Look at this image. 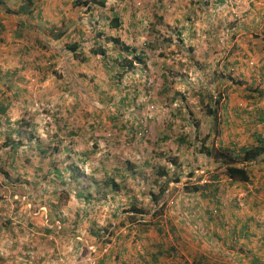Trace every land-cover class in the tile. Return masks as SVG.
<instances>
[{"label": "rangeland", "instance_id": "rangeland-1", "mask_svg": "<svg viewBox=\"0 0 264 264\" xmlns=\"http://www.w3.org/2000/svg\"><path fill=\"white\" fill-rule=\"evenodd\" d=\"M74 2L64 4V35L56 37L54 27L56 42L43 49L49 60H37L46 55L34 57L36 49L27 57L39 62L30 66L36 78L22 82L19 115L6 114L10 129L0 116V264H125L151 240L157 249L164 227L155 220L167 216V203L178 188L186 191L210 175L208 156L199 148L203 140L212 144L203 136L209 131L215 140L223 133L217 127L222 116L229 125L250 123L256 114L248 116V104L264 106V56L256 54L264 52V0L82 4L107 16L105 24L111 6L125 4L121 34L134 55H142L131 66L113 64L119 54L134 55L107 41L111 35L98 37L104 21L82 20L83 7ZM78 20L89 45L77 56L66 44H79L77 32L84 31L72 24ZM241 42H255L256 50ZM90 43L106 48L107 65L90 53ZM235 52L239 61H224ZM90 55L98 64L81 71L78 61ZM222 99L235 101L239 114L211 113ZM18 138L14 150L11 142ZM165 181L167 194L155 205L151 193ZM132 208L141 212L130 221ZM51 212L59 219L53 221Z\"/></svg>", "mask_w": 264, "mask_h": 264}, {"label": "crops", "instance_id": "crops-1", "mask_svg": "<svg viewBox=\"0 0 264 264\" xmlns=\"http://www.w3.org/2000/svg\"><path fill=\"white\" fill-rule=\"evenodd\" d=\"M72 1L75 0H0V116L4 117L3 120L7 123L6 129H10L9 125H11L10 118H7L6 114L19 109L21 103L19 95L21 91H26L22 82L28 81V75L30 79L36 78L35 70L30 66L37 65L39 63L37 60H49L50 54L47 55L43 49L49 48L56 42L52 37L54 27L56 30L64 29L63 16L67 13L62 11L65 9L64 4L71 5ZM124 5L122 8L111 6L109 9L112 12L111 18L118 17L120 22L118 30L117 27H111L110 20L105 24L108 17H102L98 14V9L93 6L88 10H86L88 7L80 6L84 10L82 20L89 17L91 20L94 19V23L104 21L105 27H102L104 32H101V27L98 26V37L99 33H103V37L105 33L118 36L124 44L131 46V43L121 34L124 19V16H121L122 10H126ZM79 23V20L72 21V24H77V28H82L84 31V33L77 32V37H80L77 38L80 50L84 51L85 44L89 45V43L83 39L88 33L83 26L78 25ZM128 27H126L127 30H129ZM221 30L223 31V28ZM247 30L250 31L252 28ZM254 43L243 45L241 42V46L256 50ZM90 45V47L94 46L93 43ZM228 45V41L223 44L224 47ZM28 49L29 54H26ZM34 49L39 50L33 53L34 57L45 54L44 59L40 57L37 60L28 61L27 57ZM256 54L258 58L264 56V52L258 53L257 50ZM232 59L239 61L240 57L236 52L231 58L224 57V61L228 60L229 63ZM106 60L109 61V56L101 60V63L107 65ZM97 62L98 60L90 55L82 62L78 61V64L82 65L81 71L83 67L89 71L90 63L98 64ZM26 66L27 70L24 69ZM261 73L259 75L263 78L264 71L261 70ZM226 85L224 84V88ZM250 93L254 94V92ZM221 95L223 97L227 95L225 89L221 91ZM203 100L202 96L198 95V101ZM207 103L211 106V101L205 100L204 104L207 105ZM236 105L237 103L235 104L232 99L226 101L222 99L214 105L211 112L219 110L220 113L226 114V110H230L231 113L238 115L241 108ZM248 106L247 109H250L247 112L248 116L256 114L251 118L250 123L229 125L226 124V116H222L224 118L217 127L224 130L223 133H220L218 138L216 136L214 140L212 137L214 134L207 131L209 142L211 141L212 145L237 147L255 143V135L264 137L263 104L254 103ZM18 115L16 111V116ZM15 122L17 123V120ZM22 122L23 120L19 121V123ZM16 132L19 130L16 129ZM206 159L210 164L209 171L213 177L211 182L193 192L184 191L183 186L178 188L177 198L167 203V216L164 219L155 220L157 225L162 224L161 226L164 227L162 237L158 239L159 246H157L163 250H159V253L158 248L150 247V244L154 242L151 240L148 243L149 248L144 246L126 260L125 264H264V157L257 165L254 164L255 161L249 165L252 175L248 181H233L222 173L219 174L213 160L209 157ZM154 256L156 259L152 263Z\"/></svg>", "mask_w": 264, "mask_h": 264}, {"label": "trees", "instance_id": "trees-1", "mask_svg": "<svg viewBox=\"0 0 264 264\" xmlns=\"http://www.w3.org/2000/svg\"><path fill=\"white\" fill-rule=\"evenodd\" d=\"M91 0H75L74 3H79V4H83L85 6L90 5ZM102 3H104V0H102ZM110 25L111 27H117L119 26V21H118V17L116 16H112V18H110ZM56 30V29H55ZM54 35L56 37H61L62 35H64L63 31L58 29L56 30V32L54 33ZM54 38V36H53ZM108 38V39H107ZM59 39V38H58ZM106 40H110L112 41V43H116L118 45H120L121 50L123 49L126 54L132 53V55H134V48L130 47L129 45L124 44L121 39L118 36H106ZM66 47L68 50H70L74 55H79V53H81L82 50L80 49V45L77 42H73L71 44H66ZM123 47V48H122ZM120 50V51H121ZM90 53L92 55H100L103 57V59L106 57V48L103 47L101 44L97 45V46H93L90 48ZM142 55L137 54L132 56V58H125L126 56H124L123 54H119L118 58L114 60V63H118L119 65H122V63H126L127 65H132L133 59H140ZM85 59V58H83ZM127 59V60H126ZM121 63V64H120ZM264 66V65H263ZM123 70V69H122ZM209 109H212L211 106L208 107ZM212 113V112H211ZM209 137V134H206L203 136V138L205 139L206 137ZM181 137V136H180ZM179 139L183 140L182 137ZM21 138H18V140L14 141L12 140V146L11 148L16 150L19 145H21ZM255 143L253 144H249V145H240L237 147H232V146H226V145H211L208 146L205 144V141H201V146H200V152L205 154L206 156L210 157L213 162H215V165L217 167V169L219 170L220 173H222L223 175H225L226 177H228L231 180H240V181H248L250 180V177L252 175V171L249 167V165L252 162H257L260 161L261 159H263L264 157V137L260 136V135H255ZM7 145V144H6ZM55 172L58 176H60V170L55 169ZM190 174H193V172H191ZM189 174V175H190ZM210 177H212V174L210 173ZM180 176H176L174 178V181H179ZM108 182H110L113 186H117L116 182H114L113 180H109ZM211 182V181H210ZM167 181L164 182V184H160L159 185V189L154 192L151 193V197L152 200L154 201V204L157 205L159 200L163 199L166 196V192L168 189V185H167ZM202 185H207L206 184H199V185H193L191 188H185V190L187 191H197L199 190V188ZM135 212H141V210L137 209V208H132L131 210V214L129 216V220L133 221L136 216H135ZM49 216L51 217V219L53 221L59 219L58 215L51 212L49 213ZM46 231H50L48 228H44ZM161 251V250H160ZM154 258L152 263L155 262V256L152 257ZM148 264V263H146Z\"/></svg>", "mask_w": 264, "mask_h": 264}, {"label": "built area", "instance_id": "built-area-1", "mask_svg": "<svg viewBox=\"0 0 264 264\" xmlns=\"http://www.w3.org/2000/svg\"><path fill=\"white\" fill-rule=\"evenodd\" d=\"M172 1H174V0H172ZM252 63H253V62H251V64H252ZM151 107H152V106H151ZM210 180H211L210 175L204 173V175H202L201 179H200L198 182L201 183V184H204V183L206 184V183L210 182Z\"/></svg>", "mask_w": 264, "mask_h": 264}]
</instances>
